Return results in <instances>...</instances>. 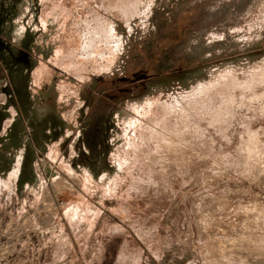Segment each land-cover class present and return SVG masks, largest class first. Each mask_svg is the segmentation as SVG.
<instances>
[{
  "label": "rangeland",
  "instance_id": "rangeland-1",
  "mask_svg": "<svg viewBox=\"0 0 264 264\" xmlns=\"http://www.w3.org/2000/svg\"><path fill=\"white\" fill-rule=\"evenodd\" d=\"M0 36V264H264V0H0Z\"/></svg>",
  "mask_w": 264,
  "mask_h": 264
},
{
  "label": "trees",
  "instance_id": "trees-1",
  "mask_svg": "<svg viewBox=\"0 0 264 264\" xmlns=\"http://www.w3.org/2000/svg\"><path fill=\"white\" fill-rule=\"evenodd\" d=\"M261 49H263V50H261ZM258 51H264V46H256V47H254L253 49H250L249 51H247V55H251V54H253V53H257ZM201 62V61H200ZM203 62H204V64H206V63H208L209 62V60H203ZM202 62V63H203ZM3 77V76H2ZM2 77L0 76V81H1V79H2ZM21 113H22V111H21ZM104 126V127H103ZM49 127H50V129L52 130V131H54V132H56V130L57 129H59L61 126L59 125V124H55V123H50L49 124ZM103 128L104 129H107V124H106V122L104 121L103 122V124H102V127H101V129L103 130ZM46 129H49V128H46V126H45V128H43V131H46ZM96 134V133H95ZM95 134H91L92 135V137H88V151H90V152H94L95 153V151L97 150V151H101L102 149H103V147L105 146V144H104V141H102L101 139L100 140H98L97 138H96V135ZM104 137V134H102V138ZM83 151V150H82ZM102 152H100L99 154H101ZM84 156H85V154H83Z\"/></svg>",
  "mask_w": 264,
  "mask_h": 264
},
{
  "label": "flooded vegetation",
  "instance_id": "flooded-vegetation-1",
  "mask_svg": "<svg viewBox=\"0 0 264 264\" xmlns=\"http://www.w3.org/2000/svg\"><path fill=\"white\" fill-rule=\"evenodd\" d=\"M0 39H1V36H0ZM4 47H5V45L0 40V53L3 51ZM9 70L11 71V68H9ZM11 76H13L12 73H10L9 79H11ZM6 77L8 78V76L4 75L3 78L1 79V81L4 80ZM9 79H8V82L5 83L4 88L2 90L5 93V95L7 94L6 96H8V101H7L8 104L16 107L17 109L18 108L20 109V107H19V105H20L19 104V91H17V89L15 88V85Z\"/></svg>",
  "mask_w": 264,
  "mask_h": 264
},
{
  "label": "bare ground",
  "instance_id": "bare-ground-1",
  "mask_svg": "<svg viewBox=\"0 0 264 264\" xmlns=\"http://www.w3.org/2000/svg\"><path fill=\"white\" fill-rule=\"evenodd\" d=\"M92 43H93V41H92ZM90 44H91V41H90ZM93 47V46H92ZM88 49H89V47H88ZM96 53V52H95Z\"/></svg>",
  "mask_w": 264,
  "mask_h": 264
}]
</instances>
